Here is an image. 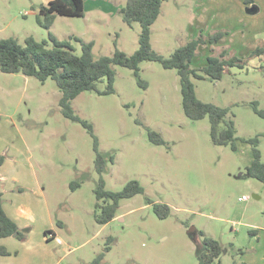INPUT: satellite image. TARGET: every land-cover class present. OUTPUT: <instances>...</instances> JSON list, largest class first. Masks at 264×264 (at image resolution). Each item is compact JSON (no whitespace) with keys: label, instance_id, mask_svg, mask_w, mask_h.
Instances as JSON below:
<instances>
[{"label":"rangeland","instance_id":"374dc122","mask_svg":"<svg viewBox=\"0 0 264 264\" xmlns=\"http://www.w3.org/2000/svg\"><path fill=\"white\" fill-rule=\"evenodd\" d=\"M45 4L46 0H0V40L15 38L24 44L31 36L43 42L52 33L63 41L71 32L68 21L79 32L88 30L83 19L64 17L46 30L39 23ZM195 11L190 0L166 2L152 26L153 50L168 58L201 32L206 37L216 32L194 24ZM119 17L114 34L81 37L94 41L95 59L113 56L116 48L128 55L138 50L141 26H128ZM225 36L217 44L201 46L193 67H205L208 57L223 51L248 61V67L228 70L221 81L205 77L194 84L202 102L229 110L237 151L213 144L209 117L199 121L186 117L178 72L158 62H143L140 77L114 66V94L99 93L107 87L104 79L97 91L84 92L72 102L75 114L93 126L100 153L108 161L102 175L106 189L120 192L132 180L144 188L143 194L121 200L117 217L105 226L94 219L101 179L94 138L80 123L63 116L54 80L42 83L0 70V105L9 116L0 120V132L16 131L18 140L22 137L28 145L29 171L44 189L57 230V223L63 224L60 234L69 246L62 248L71 251L61 264H93L101 254L100 264H200L205 237L223 247L214 264H263V241L253 232L264 227V183L246 172L254 156L244 140L259 138L264 163V119L251 106L257 102L264 110V77L253 69L256 49L250 53L242 48L235 55L242 41ZM73 45L81 55L80 44ZM149 131L160 134L165 144L151 142ZM0 157L8 159L3 152ZM73 183L80 187L73 189ZM243 197L249 199L241 201ZM151 202L167 205L169 217L157 216Z\"/></svg>","mask_w":264,"mask_h":264},{"label":"trees","instance_id":"16d2710c","mask_svg":"<svg viewBox=\"0 0 264 264\" xmlns=\"http://www.w3.org/2000/svg\"><path fill=\"white\" fill-rule=\"evenodd\" d=\"M171 0H127L126 5L120 13L124 23L132 26L138 23L141 26L139 36V48L128 55L119 49H115L113 56H105L99 59L94 57V43L85 42L78 37H70L68 40L60 41L55 35L49 33V41L38 42L34 37H27L24 44L15 38L0 40V70L6 74H22L29 78H35L45 83L47 80H54L61 92L59 106L63 116L72 121L80 123L94 138V150L96 153L95 167L101 176L99 187L95 191L97 203L95 205L94 219L100 226H105L117 217L121 200L131 199L136 195L143 194L144 188L141 184L132 180L127 183L120 192H113L106 189L102 177L107 167V159L100 153L99 142L94 134L93 126L75 114L72 102L82 93L97 91L98 83L106 79L107 87L103 95L115 93V71L114 66H121L133 70L137 77H140V65L143 62H158L166 70H176L180 77L182 106L187 118L199 121L206 117L210 119L211 139L216 146H230L237 151L236 127L233 121H228L229 110L214 104L202 102L195 90L194 80H203L205 77L214 81H221L224 74L233 68L244 70L248 67V61L235 56L228 57L226 51L220 56H210L207 65L197 69L193 67V61L197 56L198 49L208 43L217 44L229 32L225 30L216 31L206 37L202 32L199 37L178 48L168 58L156 53L151 44L152 26L158 21L162 7ZM247 6L246 12H256L254 0H243ZM39 23L46 30H50L58 17L84 18L85 0H51L48 5L40 7ZM73 42L80 44L82 54H77ZM264 54V49L257 47L252 57ZM258 70L264 71V67ZM139 83L147 86L139 80ZM257 116L264 119V110L259 108L257 102L251 103ZM151 142L156 145H164L162 136L156 132L149 131ZM252 147L254 160L247 167L246 172L252 179L264 183V163L259 149V138L244 140ZM3 157H0V167L3 164ZM114 162V158H110ZM78 183H73L72 188H79ZM153 204L154 213L161 219H167L170 215V208L167 205ZM61 225V223H59ZM30 229H20L10 219L3 208V195L0 193V239L16 236L20 241L26 240ZM51 232H47L50 234ZM113 241V239H111ZM204 251L199 256L200 264H214L220 259L223 247L220 242L211 238H204ZM110 250V248H107ZM0 255L8 256L10 253L0 247ZM103 254L99 255L93 264H100Z\"/></svg>","mask_w":264,"mask_h":264},{"label":"crops","instance_id":"0c3cea01","mask_svg":"<svg viewBox=\"0 0 264 264\" xmlns=\"http://www.w3.org/2000/svg\"><path fill=\"white\" fill-rule=\"evenodd\" d=\"M190 1L193 9H196L194 24L198 22L206 25L208 31H228V38L232 36L233 40L238 38L242 41L237 46L235 55L242 53V48L249 49L250 53L257 47L264 49V0H254L256 12L253 14L246 12L247 6L243 0ZM50 2L51 0H46L45 5ZM126 2L127 0H85V17L82 19L86 22L88 30L79 32L74 24H71L73 22L68 21L71 26V32L67 34L68 39L78 37L85 41L86 38H81L86 37L85 33L94 37L103 32L114 34L117 31L114 24L121 20L120 11ZM55 37L59 40L57 35ZM85 42L94 43L92 40ZM256 58L258 62H253V69L264 77V71L258 70L259 67H264V54ZM7 117L9 116L6 107L0 105V120H7ZM2 145L5 146L3 150ZM2 152L8 158L0 167V193L3 195L4 211L20 229L29 228L30 232L24 241L18 240L16 236L0 239V247L10 253L8 256L0 255V264H61L71 251L66 250L69 244L60 234L63 224L57 223L58 227L60 226L57 230L44 189L36 175L29 171L27 162L31 156L26 141L22 137L18 140L16 131L5 134L0 132V154ZM259 230H254L253 234L263 241L261 247L264 254V227ZM48 231L51 233L47 234ZM255 251L258 252L257 249ZM262 262L264 264V257Z\"/></svg>","mask_w":264,"mask_h":264},{"label":"built area","instance_id":"2783aa9c","mask_svg":"<svg viewBox=\"0 0 264 264\" xmlns=\"http://www.w3.org/2000/svg\"><path fill=\"white\" fill-rule=\"evenodd\" d=\"M248 199H249L248 197L240 198L241 201H245V200H248Z\"/></svg>","mask_w":264,"mask_h":264}]
</instances>
